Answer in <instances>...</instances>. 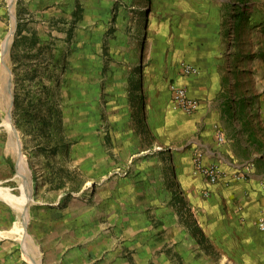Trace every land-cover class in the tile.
I'll use <instances>...</instances> for the list:
<instances>
[{
	"label": "crops",
	"instance_id": "obj_1",
	"mask_svg": "<svg viewBox=\"0 0 264 264\" xmlns=\"http://www.w3.org/2000/svg\"><path fill=\"white\" fill-rule=\"evenodd\" d=\"M95 1L82 0V19ZM177 5L157 12L156 68L138 98L144 133L122 114L98 119V153L82 168L97 194L88 211L96 240L81 248L82 264H264V47L244 50L249 41L210 0ZM183 64L198 74L184 76ZM172 84L199 102L195 113L174 106ZM107 136L119 155L102 151ZM198 155L219 168L215 183L195 171Z\"/></svg>",
	"mask_w": 264,
	"mask_h": 264
},
{
	"label": "rangeland",
	"instance_id": "obj_2",
	"mask_svg": "<svg viewBox=\"0 0 264 264\" xmlns=\"http://www.w3.org/2000/svg\"><path fill=\"white\" fill-rule=\"evenodd\" d=\"M96 1L82 19V0H0V188L27 196L22 210L0 197V264H82L96 240L97 194L82 168L98 153V119L122 114L144 133L139 91L156 68L150 45L166 0ZM189 1L173 0L182 12ZM210 1L244 50L264 47V0ZM104 140L107 155L121 153Z\"/></svg>",
	"mask_w": 264,
	"mask_h": 264
},
{
	"label": "built area",
	"instance_id": "obj_3",
	"mask_svg": "<svg viewBox=\"0 0 264 264\" xmlns=\"http://www.w3.org/2000/svg\"><path fill=\"white\" fill-rule=\"evenodd\" d=\"M182 74L184 76L197 75L198 69L192 65L183 64ZM170 91L172 102L176 108L187 114L195 113L198 110L199 102L188 94V91L185 87L172 84L170 87ZM223 141V137L219 135L218 142ZM194 164L195 171L205 177V179H207L209 183H215L221 175L220 170L217 166L203 165L199 155L195 157ZM245 172H249V167L245 168ZM244 174L245 173L236 175V178H243ZM258 226L260 230L264 231V221L259 222Z\"/></svg>",
	"mask_w": 264,
	"mask_h": 264
},
{
	"label": "bare ground",
	"instance_id": "obj_4",
	"mask_svg": "<svg viewBox=\"0 0 264 264\" xmlns=\"http://www.w3.org/2000/svg\"><path fill=\"white\" fill-rule=\"evenodd\" d=\"M0 197L3 198L5 201H7L9 204H11L13 207H15L18 210L23 209V207L26 203V200H27V196L25 194L21 198H18L16 196L4 191L2 188H0Z\"/></svg>",
	"mask_w": 264,
	"mask_h": 264
},
{
	"label": "trees",
	"instance_id": "obj_5",
	"mask_svg": "<svg viewBox=\"0 0 264 264\" xmlns=\"http://www.w3.org/2000/svg\"><path fill=\"white\" fill-rule=\"evenodd\" d=\"M141 2L149 1V0H140ZM151 1V0H150ZM138 74H141L140 72H137Z\"/></svg>",
	"mask_w": 264,
	"mask_h": 264
},
{
	"label": "water",
	"instance_id": "obj_6",
	"mask_svg": "<svg viewBox=\"0 0 264 264\" xmlns=\"http://www.w3.org/2000/svg\"><path fill=\"white\" fill-rule=\"evenodd\" d=\"M4 49H5V46H4Z\"/></svg>",
	"mask_w": 264,
	"mask_h": 264
}]
</instances>
